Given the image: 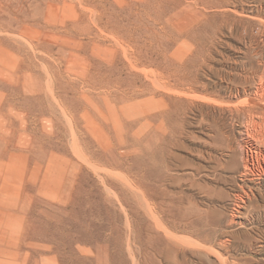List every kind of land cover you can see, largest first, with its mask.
Returning <instances> with one entry per match:
<instances>
[{"label": "rangeland", "instance_id": "1", "mask_svg": "<svg viewBox=\"0 0 264 264\" xmlns=\"http://www.w3.org/2000/svg\"><path fill=\"white\" fill-rule=\"evenodd\" d=\"M0 264H264V0H0Z\"/></svg>", "mask_w": 264, "mask_h": 264}]
</instances>
